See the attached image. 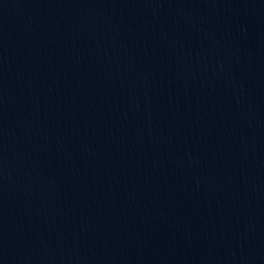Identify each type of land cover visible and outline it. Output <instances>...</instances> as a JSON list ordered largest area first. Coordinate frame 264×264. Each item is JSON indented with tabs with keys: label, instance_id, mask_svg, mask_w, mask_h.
Returning <instances> with one entry per match:
<instances>
[{
	"label": "water",
	"instance_id": "water-1",
	"mask_svg": "<svg viewBox=\"0 0 264 264\" xmlns=\"http://www.w3.org/2000/svg\"><path fill=\"white\" fill-rule=\"evenodd\" d=\"M0 264H264V0H0Z\"/></svg>",
	"mask_w": 264,
	"mask_h": 264
}]
</instances>
